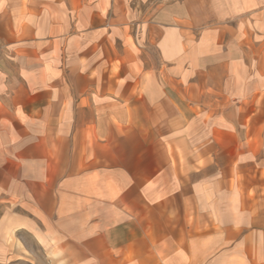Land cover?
<instances>
[{"label":"crops","instance_id":"obj_1","mask_svg":"<svg viewBox=\"0 0 264 264\" xmlns=\"http://www.w3.org/2000/svg\"><path fill=\"white\" fill-rule=\"evenodd\" d=\"M5 203L74 264H264V0H0Z\"/></svg>","mask_w":264,"mask_h":264},{"label":"rangeland","instance_id":"obj_2","mask_svg":"<svg viewBox=\"0 0 264 264\" xmlns=\"http://www.w3.org/2000/svg\"><path fill=\"white\" fill-rule=\"evenodd\" d=\"M10 210L7 203L2 205L0 219L8 222ZM35 233L24 229L0 230V264H74L71 248L58 246L54 232H43L42 239Z\"/></svg>","mask_w":264,"mask_h":264}]
</instances>
